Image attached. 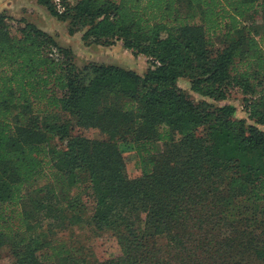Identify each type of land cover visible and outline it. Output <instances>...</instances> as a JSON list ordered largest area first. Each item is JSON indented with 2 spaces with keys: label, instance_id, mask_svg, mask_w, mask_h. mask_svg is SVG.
Listing matches in <instances>:
<instances>
[{
  "label": "trees",
  "instance_id": "16d2710c",
  "mask_svg": "<svg viewBox=\"0 0 264 264\" xmlns=\"http://www.w3.org/2000/svg\"><path fill=\"white\" fill-rule=\"evenodd\" d=\"M39 2L86 45L121 42L150 67H78L51 34L31 22L14 34L0 15V247L12 264H94L50 235L84 221L121 247L96 264H264V0ZM182 77L214 100L238 88L252 122L194 101ZM92 128L106 138L77 132ZM84 182L87 220L73 193Z\"/></svg>",
  "mask_w": 264,
  "mask_h": 264
},
{
  "label": "rangeland",
  "instance_id": "374dc122",
  "mask_svg": "<svg viewBox=\"0 0 264 264\" xmlns=\"http://www.w3.org/2000/svg\"><path fill=\"white\" fill-rule=\"evenodd\" d=\"M0 15H4L11 22L14 34L17 26H22L26 22L36 24L51 34L60 45L73 50L74 63L78 67L89 63L114 64L134 69L140 74H144L150 67V61L146 56L137 55L132 50L126 49L121 42H116L114 45H86L82 39L83 32L69 34L67 23L52 16L39 0H0ZM178 85L196 102L206 99L216 106L225 103L234 104L237 107L236 117L245 118L248 123L252 122L248 119V113L244 108L243 94L238 88L231 89L226 100H214L204 98L194 92L191 88V81L187 77L180 78ZM261 127L264 129V126ZM77 132L89 138H106L98 129L94 128L78 129ZM120 148L124 153L130 177L140 176L141 170L135 151L124 143L120 144ZM78 192H80L79 199L82 204L80 213L87 220L93 212L92 190L84 182L80 190L76 188L73 191L74 195ZM54 234L60 238L64 249L71 248L76 255L83 256L94 264L121 254L118 237L114 231H100L87 221L78 224H67L66 222L63 227H56L50 232V235ZM164 245V238H150L147 242V249L153 255H162L164 254ZM14 261L15 257L11 248L6 245L0 247V264H12Z\"/></svg>",
  "mask_w": 264,
  "mask_h": 264
}]
</instances>
